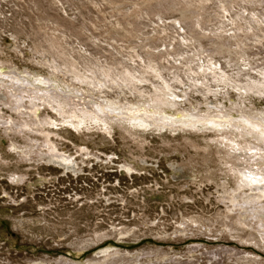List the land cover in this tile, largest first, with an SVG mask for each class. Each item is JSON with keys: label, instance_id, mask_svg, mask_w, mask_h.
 Wrapping results in <instances>:
<instances>
[{"label": "rangeland", "instance_id": "obj_1", "mask_svg": "<svg viewBox=\"0 0 264 264\" xmlns=\"http://www.w3.org/2000/svg\"><path fill=\"white\" fill-rule=\"evenodd\" d=\"M0 76V264H264V229L227 213L218 133L124 141L27 91L68 98L74 121L104 104L230 113L236 131L264 114V0H0Z\"/></svg>", "mask_w": 264, "mask_h": 264}, {"label": "bare ground", "instance_id": "obj_2", "mask_svg": "<svg viewBox=\"0 0 264 264\" xmlns=\"http://www.w3.org/2000/svg\"><path fill=\"white\" fill-rule=\"evenodd\" d=\"M1 78L2 76H0V81H2ZM16 82L19 83V80H16ZM27 91L35 94L34 100L36 98H40L41 100L47 98L56 104L53 110L57 112L58 115H60V120L63 126H70L76 130L82 127L89 129V126L91 125L96 127L103 125L105 127L109 123L106 122V120H108L113 123V126H117L122 131L121 137L124 139V141H127L125 135L128 137L138 136L145 133L150 128L149 126L155 127V131H157L159 134L163 133L164 130H167L168 133L173 134L176 133L178 129L181 130L182 133L191 131L218 133L219 139H216V141H220V143L214 147L217 151V154L221 156L219 157V163L224 169L220 170L224 173V184L225 182L227 183L229 178L233 180V187L230 188V192L226 193L224 191L225 196L223 197V199L228 201L230 206L227 207V213L233 215L230 217V220L233 223L235 222L237 225L246 226L252 230H255L257 226L260 229H264V226L262 225L264 223V182H262L264 181V150L261 149L262 146L264 147L263 113H261V118L250 119V116H247L248 118L241 116L240 119L236 120V122L234 121L236 123L235 126L239 127V129L237 128L236 130L237 133L234 130V126L231 124L232 121H228L232 120L230 113H228V116H225V114L222 116H218L217 114L210 116L208 113H204V117L200 118L194 115L185 116L184 114H178L175 116L173 115V117L172 115H166L165 112H161L159 110L147 111L142 109L140 110V108L138 110L137 108L133 111L126 110L125 114H127V118L122 120L120 119L122 115L118 113V109L124 113V109H126V107L116 106L106 111L104 104H101L102 106L92 105V108L88 110L84 109V113L81 112L79 117L77 116L79 119L74 121L69 119L67 116L64 117V115H61L67 113L70 115V112L74 113L75 109L79 108L78 105L73 104V102L68 98H64L63 96L61 97L53 92H46L42 90L38 92L35 89H28ZM32 103H34L33 100ZM64 106L66 109H64ZM107 115H112V117H116V119L108 117ZM223 118L228 120L224 121ZM33 125L34 123L31 124L25 122L24 127H31ZM44 125H46L45 121L42 124L40 123L38 127L40 126V128H42ZM240 131H243V133ZM32 132L39 134L36 133V131ZM223 132L228 133V137L223 134ZM40 133L43 132L40 131ZM238 139H242L246 144L243 145L240 141L239 143ZM29 143H32V141ZM49 153L54 157H46L48 161L56 163L57 165L64 167L66 170L71 169V160L59 155L55 156L52 149H50ZM24 154L26 155L27 153L25 152ZM242 154H246V156ZM19 158L22 161L24 160L23 157ZM205 173L206 177H204V179L206 178V181L209 180L211 182L216 180L215 174H207V172ZM184 176L185 174L182 177ZM253 181H255V183H253ZM221 187L223 186L221 185ZM245 191L248 193L250 192L251 195L245 194ZM238 210H244L246 211V214L250 213L253 215V217L248 218L247 222H241L240 217L243 216V214ZM224 217H226V215H224Z\"/></svg>", "mask_w": 264, "mask_h": 264}, {"label": "snow or ice", "instance_id": "obj_3", "mask_svg": "<svg viewBox=\"0 0 264 264\" xmlns=\"http://www.w3.org/2000/svg\"><path fill=\"white\" fill-rule=\"evenodd\" d=\"M262 182H264V181H262ZM253 183H255V181H253Z\"/></svg>", "mask_w": 264, "mask_h": 264}]
</instances>
